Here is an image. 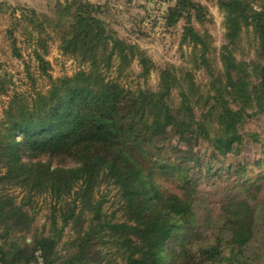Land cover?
I'll return each mask as SVG.
<instances>
[{
  "label": "trees",
  "instance_id": "16d2710c",
  "mask_svg": "<svg viewBox=\"0 0 264 264\" xmlns=\"http://www.w3.org/2000/svg\"><path fill=\"white\" fill-rule=\"evenodd\" d=\"M218 6L225 15L221 66L210 35L195 25L209 21L207 7L175 0L167 9L166 26L183 20L182 43L192 52L190 66L161 68L157 89L147 85L154 60L101 16L99 4L48 0L47 11L21 8L15 25L22 22L34 43L48 89L13 94L0 117V264H253L247 201H239L244 213L225 210L217 232L199 236L181 196L198 192L194 169L205 163L212 171L246 137L264 147L261 134L246 128L264 113V0ZM249 28L255 56L239 59ZM58 32L62 53L82 67L55 78L45 55ZM13 44L23 57L16 38ZM135 61L141 69L133 87L122 78ZM201 144L208 157L196 150ZM104 184L118 188L123 219L106 211V194L98 196ZM47 197L49 227L28 241Z\"/></svg>",
  "mask_w": 264,
  "mask_h": 264
},
{
  "label": "rangeland",
  "instance_id": "374dc122",
  "mask_svg": "<svg viewBox=\"0 0 264 264\" xmlns=\"http://www.w3.org/2000/svg\"><path fill=\"white\" fill-rule=\"evenodd\" d=\"M5 6L0 9V77L7 91L0 92V117L8 105L11 96L15 93L33 95L35 90L46 91L48 79L41 75L38 61L33 53L35 45L31 43L24 24L15 25L20 15L21 8H34L37 11L48 10V0H0ZM67 1V0H61ZM94 4L103 6L105 3L112 5V9H102L101 14L116 31L131 41L137 43L147 51L154 60L155 67L151 70L147 85L153 89L158 88L160 70L167 64L175 66L188 65L192 47L188 43H182L184 21L169 28L166 26L167 9L175 3V0H89ZM150 1V2H149ZM207 7L209 21L205 25L196 23L201 32H206L216 51L212 54L215 64L220 65V48L224 43V13L219 9L218 0H197ZM146 9H145V8ZM16 10V13L13 11ZM13 31L12 33L10 31ZM60 32L55 34L54 40L49 45V51L45 57L50 62L49 73L53 77L72 75L82 66L75 59L64 55L59 48ZM13 38H16V48L21 51L23 57L15 52ZM256 41L252 28L245 29L242 35L241 46L237 49L239 59H252L255 56ZM132 73L122 78L123 83L135 87L140 81L136 74L141 67L138 61L132 65ZM115 74V73H113ZM197 79L204 80L206 75L197 71ZM247 130L257 131L264 141V113L258 118L250 120ZM196 150L210 154L208 145L201 144ZM208 157V156H207ZM203 160V159H202ZM56 165L61 162L55 158ZM57 162V163H56ZM68 165H73L71 159H66ZM204 162V161H203ZM212 171H206L203 166L194 169L195 177H198V192L191 197L181 195L183 200L191 207L196 217V228L199 236H211L220 227L216 221L221 218L223 212L228 214L244 213L246 205H239L240 200H245L251 206L249 217L252 221L249 230L251 240L249 253L253 258V264H264V147L256 144L246 137L242 146L230 154L227 158L213 161ZM172 185V184H171ZM180 193V192H179ZM106 194L108 199L106 211L115 212L117 218L123 219L120 192L116 186L104 184L98 191V196ZM51 199L41 198L40 211L34 223L33 230L26 234L28 241L36 228L41 230L49 227L47 218ZM71 235L67 233L65 239ZM17 237H21L17 235ZM61 246V245H60Z\"/></svg>",
  "mask_w": 264,
  "mask_h": 264
},
{
  "label": "crops",
  "instance_id": "0c3cea01",
  "mask_svg": "<svg viewBox=\"0 0 264 264\" xmlns=\"http://www.w3.org/2000/svg\"><path fill=\"white\" fill-rule=\"evenodd\" d=\"M97 1H99V0H97ZM132 1L133 0H130V4H132ZM152 1V0H151ZM150 2V1H149ZM99 4H101L102 2H98ZM102 7V9H105L106 11H109L110 9H112L111 7H112V5H109V3H105L103 6H101ZM145 8V7H144ZM146 9V8H145Z\"/></svg>",
  "mask_w": 264,
  "mask_h": 264
}]
</instances>
